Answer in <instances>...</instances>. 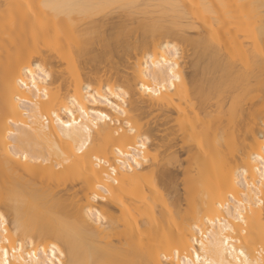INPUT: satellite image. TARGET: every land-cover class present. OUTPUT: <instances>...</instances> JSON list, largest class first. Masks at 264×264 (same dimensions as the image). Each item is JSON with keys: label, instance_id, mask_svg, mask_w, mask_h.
Segmentation results:
<instances>
[{"label": "bare ground", "instance_id": "1", "mask_svg": "<svg viewBox=\"0 0 264 264\" xmlns=\"http://www.w3.org/2000/svg\"><path fill=\"white\" fill-rule=\"evenodd\" d=\"M0 214V264H264V0H0Z\"/></svg>", "mask_w": 264, "mask_h": 264}, {"label": "rangeland", "instance_id": "2", "mask_svg": "<svg viewBox=\"0 0 264 264\" xmlns=\"http://www.w3.org/2000/svg\"><path fill=\"white\" fill-rule=\"evenodd\" d=\"M187 54H188V56H189V54H190V55H194L193 53H191V51L187 52ZM191 58H192V60H193V59H195V56H194V57H193V56H190V59H191ZM226 96H227V95H226ZM254 101H256V100H254ZM179 156H180L179 160H181V161L185 158V156H184L182 153H181ZM179 187H181V186H179Z\"/></svg>", "mask_w": 264, "mask_h": 264}, {"label": "snow or ice", "instance_id": "3", "mask_svg": "<svg viewBox=\"0 0 264 264\" xmlns=\"http://www.w3.org/2000/svg\"><path fill=\"white\" fill-rule=\"evenodd\" d=\"M3 220V215L2 214H0V221H2Z\"/></svg>", "mask_w": 264, "mask_h": 264}]
</instances>
